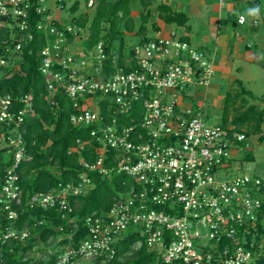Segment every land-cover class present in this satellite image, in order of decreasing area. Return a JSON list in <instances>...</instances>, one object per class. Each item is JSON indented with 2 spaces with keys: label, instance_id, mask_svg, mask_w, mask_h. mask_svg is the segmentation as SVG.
<instances>
[{
  "label": "built area",
  "instance_id": "built-area-1",
  "mask_svg": "<svg viewBox=\"0 0 264 264\" xmlns=\"http://www.w3.org/2000/svg\"><path fill=\"white\" fill-rule=\"evenodd\" d=\"M47 2L0 0V72L18 71L25 44L34 31L42 32L46 42L38 69L45 85L72 102L69 120L75 127H89L97 156L81 162L76 180L32 194L26 206L71 213V199L93 187L90 172L109 176L115 168L133 181L105 212L85 216L87 236L60 247L52 264L103 254L111 259L127 232L136 233L140 239L135 246L143 241L162 264H264V250L252 249L262 180L221 171L227 173L231 149L244 145L247 135L234 126L209 125L199 111L183 106L192 85L210 84L212 59L170 31L129 46L124 67L103 74L107 55L102 42L85 50L80 41L87 30L59 21ZM54 4L61 8L58 0ZM33 110L30 93L19 98L0 94V146L11 154L0 178V207L10 222L0 226L2 243L30 235L29 228L18 229L13 222L18 218L14 205L21 201L18 168L25 159L22 126ZM110 110L113 116L107 121L103 112ZM133 111L139 116L136 124L118 119ZM110 150L115 167L105 164ZM42 224V219L34 220L31 227Z\"/></svg>",
  "mask_w": 264,
  "mask_h": 264
},
{
  "label": "trees",
  "instance_id": "trees-1",
  "mask_svg": "<svg viewBox=\"0 0 264 264\" xmlns=\"http://www.w3.org/2000/svg\"><path fill=\"white\" fill-rule=\"evenodd\" d=\"M131 2L132 0H99L91 17L83 13L72 16L67 21L87 30V36L82 37L80 41L85 50L102 42L107 55L102 64L103 74L114 72L118 67H124L125 58L130 57L129 51L125 52L129 45L124 36L125 31L133 30ZM139 2L146 4L144 0ZM76 5L75 3L70 7L72 13L76 11ZM155 9L158 17L166 24L182 25L187 21L183 12L173 10L167 3H158ZM148 14V11L141 14L143 21H146ZM32 20L36 21L37 16ZM55 24L59 23L55 22ZM121 24L125 30L120 28ZM139 31L142 32L140 41L149 39L145 35L144 24L139 26ZM181 38L188 41L186 36ZM68 41L73 42L72 35L68 36ZM45 42L46 36L42 32L34 31L33 39L23 48L20 69L13 74L0 72V94L7 93L14 98H19L22 94L30 93L34 109L22 126L25 159L21 161L18 168L21 201L18 205H14L18 218L13 222V226L18 229L29 228L30 235L24 241L7 240L4 243L0 241V257L3 264H52L60 247L76 244L87 236L86 227L83 224L85 216L94 212H105L133 182L129 175L123 171L117 172L115 168L109 176L90 172L93 187L71 199L73 206L71 213L65 214L54 208L26 206V200L32 194L47 192L56 188L60 182L76 180L82 170L81 162L83 160L91 162L97 156L89 127H75L69 120L70 114L74 111L72 102L63 92L59 90L50 92L45 85L44 78L38 69L41 60L40 50ZM125 69L129 68L125 67ZM236 83L240 89L235 93V97H241V106H243L246 96L251 97V93L245 89L240 80H236ZM229 95V91L226 92V103L223 107L220 126L233 125L237 130L244 131L246 135L260 133L264 120V107H258L252 103L246 104L229 120L227 118ZM260 99L264 101V95ZM103 114L107 121L113 116L111 110L104 111ZM118 119L125 125H132L136 124L139 116L133 111L128 115L118 116ZM3 131L0 125V136ZM88 141L90 142L88 147L80 146L81 143ZM113 155L114 150H110L109 159L105 162L106 166L115 167V162L111 159ZM10 157L11 154L7 152V148L0 146V178L11 162ZM243 158L250 160L252 157L249 153H245ZM39 219L43 220V224L31 227L33 221ZM9 224V220L0 207V226ZM58 238L60 240L52 245ZM139 239L136 233L127 232L117 244L113 258L108 259L104 254L97 255L79 264H162L157 254L149 250L143 241L139 246H135ZM38 244L51 248L41 250L37 257L28 256V253ZM260 248L264 250V187L252 249L258 251ZM261 260L264 261V254Z\"/></svg>",
  "mask_w": 264,
  "mask_h": 264
},
{
  "label": "rangeland",
  "instance_id": "rangeland-1",
  "mask_svg": "<svg viewBox=\"0 0 264 264\" xmlns=\"http://www.w3.org/2000/svg\"><path fill=\"white\" fill-rule=\"evenodd\" d=\"M99 0H60L58 1V5L61 8L55 7L54 0H48L47 5L51 9V13L61 22H67L72 18V16H78L79 14H86L87 17H91L93 15V11L95 6ZM146 4H142L139 0H132L131 2V16L133 18V30L131 32L125 31L124 39L129 46L139 42L142 37V32L139 31V26L144 24L145 27V35L149 38H154L157 35H164L163 32H158L157 30H161L164 27L163 21L158 17V13L155 9V6L158 3H161L162 0H155V2H151V0H144ZM169 3H175L180 0H164ZM218 0H210L208 9H212L214 7L213 4H217ZM264 0H262L263 2ZM186 4L189 6L188 0H185ZM76 5V11L71 12L70 7L73 4ZM263 6V11L261 16L264 17V2L261 3ZM252 2L245 1L239 8L245 13L246 9L252 7ZM190 7V6H189ZM149 12L147 15L146 21H143V17L141 14H145ZM191 16L189 19V24L192 26L193 32L198 33L200 30V25L202 22H206V24L215 22V19L209 18L206 16L202 19L197 15V12H190ZM206 15V14H205ZM174 31L179 35L184 32V28L178 27L175 24H169ZM122 30L123 24L120 27ZM173 31V30H171ZM258 31L261 32L264 36V19L261 20ZM246 43L252 45L248 48L250 53V57H247L245 53V49L234 50L232 53L230 51H226L223 49L227 46L222 44L219 48L220 53L214 55V69L215 75L211 79V83L209 86H199L197 84L192 85L190 90L186 92V95L192 96L189 99V102L192 104H188L192 107L193 104L199 103L203 107L199 111L200 117L209 125H220L222 120V111L225 105V95L228 86V78L230 75L234 78H239L243 82V86L247 91H250L251 97L246 96V101L244 105L241 106L242 100L241 97H235V93L239 91V85L234 82V84L229 89V102H228V112L227 118L230 120L238 111H241L246 104L252 103L258 105V107L264 106V103L260 99L261 96L264 95V49L261 47H257L256 41L249 40ZM207 46L211 43V40L206 42ZM238 68V70H235ZM232 75V76H231ZM225 93V94H224ZM245 98V97H244ZM185 100V99H184ZM196 109V108H195ZM232 126V125H231ZM244 129V127H242ZM261 137V139H260ZM230 153V165L227 166V173L224 170H221L225 175L228 174L232 176L234 174H242V173H250L257 175L261 178L262 182H264V120L261 124V132L260 133H249L247 134V138L245 140V144H241L239 146H233ZM245 153H249L251 155L250 160H245L243 157ZM222 172L219 173L218 177L222 179L224 175ZM59 238L54 240L52 245H54ZM50 249L51 247H45L43 244H38L35 246L33 251L28 253V256L37 257L41 250ZM90 258H83L74 264H79L82 262L88 261Z\"/></svg>",
  "mask_w": 264,
  "mask_h": 264
},
{
  "label": "crops",
  "instance_id": "crops-1",
  "mask_svg": "<svg viewBox=\"0 0 264 264\" xmlns=\"http://www.w3.org/2000/svg\"><path fill=\"white\" fill-rule=\"evenodd\" d=\"M245 1L252 2L253 6L259 5L262 14L263 6H261L262 5L261 3L264 2V1L262 2V0H218L217 4H213L214 7H211L212 8L211 10L208 9L209 4H211L210 0H188V3H190L189 5L190 7L186 4L187 2H185V0L176 1L175 3H169L164 0L160 2L167 3L168 5L171 6L173 10L183 12L186 15L187 21L185 24L182 25L175 24L178 27L184 28L183 29L184 32L179 35L186 36L187 40L191 44L202 48L207 53L209 58L212 59L214 65V60H213L214 55L220 53L219 48L222 44H225L227 46L226 48L224 47L223 49H225L226 51H230L231 53L235 49L236 50L245 49V53L247 57H250V53H248L249 52L248 48H250L252 45L246 43L245 39H247V42L249 40H252L254 42L256 41V44L254 45H256L257 47H261V49H264V36L263 34H260L261 32L258 31L261 21L256 23L245 22L243 24L238 22L239 16L244 14V12L239 8V6L242 5ZM151 2H155V0H151ZM190 12H197V15L200 16L202 19H204L207 16L208 21L209 18H213L215 19V22L209 24H206L205 21L202 22L200 25L199 32L194 33L192 26L188 23L191 16ZM171 30L174 31V29L169 24L164 23L163 29L157 31L163 32V34H167ZM210 40L211 43L208 44L207 46L206 42ZM235 70H238V68H236ZM214 75H215V69H214ZM227 78H228L227 80L228 86H230L227 89V92L234 84V82H236V80H240L242 82V80L237 77L230 78V75ZM191 97L192 96H189L185 98V100H183L184 107H190L189 105L192 103L189 102V99ZM262 102L264 103V101ZM202 107L203 106L201 104L195 103L190 108L192 109L196 108L195 110L200 111ZM262 183L264 187V182Z\"/></svg>",
  "mask_w": 264,
  "mask_h": 264
},
{
  "label": "clouds",
  "instance_id": "clouds-1",
  "mask_svg": "<svg viewBox=\"0 0 264 264\" xmlns=\"http://www.w3.org/2000/svg\"><path fill=\"white\" fill-rule=\"evenodd\" d=\"M264 17L261 16V8L259 5H254L246 9L245 13L240 15L239 22L241 24L245 22H260Z\"/></svg>",
  "mask_w": 264,
  "mask_h": 264
}]
</instances>
